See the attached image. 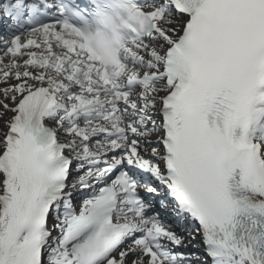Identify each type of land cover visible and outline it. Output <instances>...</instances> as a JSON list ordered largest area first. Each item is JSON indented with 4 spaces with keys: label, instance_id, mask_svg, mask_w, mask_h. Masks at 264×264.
I'll return each instance as SVG.
<instances>
[{
    "label": "snow or ice",
    "instance_id": "1",
    "mask_svg": "<svg viewBox=\"0 0 264 264\" xmlns=\"http://www.w3.org/2000/svg\"><path fill=\"white\" fill-rule=\"evenodd\" d=\"M0 264H264V0H0Z\"/></svg>",
    "mask_w": 264,
    "mask_h": 264
}]
</instances>
